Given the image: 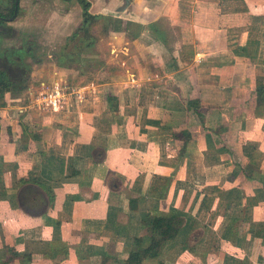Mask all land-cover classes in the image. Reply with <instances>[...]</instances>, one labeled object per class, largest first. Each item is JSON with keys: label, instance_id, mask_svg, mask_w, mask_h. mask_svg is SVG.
I'll list each match as a JSON object with an SVG mask.
<instances>
[{"label": "crops", "instance_id": "obj_1", "mask_svg": "<svg viewBox=\"0 0 264 264\" xmlns=\"http://www.w3.org/2000/svg\"><path fill=\"white\" fill-rule=\"evenodd\" d=\"M75 3L4 23L39 78L0 87V264H264V0H108L86 42ZM57 83L63 109L34 103ZM155 219L177 234L151 256Z\"/></svg>", "mask_w": 264, "mask_h": 264}, {"label": "rangeland", "instance_id": "obj_2", "mask_svg": "<svg viewBox=\"0 0 264 264\" xmlns=\"http://www.w3.org/2000/svg\"><path fill=\"white\" fill-rule=\"evenodd\" d=\"M71 1H75L77 3V4L76 3L74 4L76 7H73V8L72 7L71 8L68 7V13L71 12V16H69L70 17L69 21H70V24H71V20H72V23H73V24H71V29L69 30V33L73 34L75 32V30L81 25L82 21L84 20L83 19L84 15L82 14L83 13V5L80 2V0H70V6H73L71 4ZM86 1L88 3H90L89 10H91V8H92L93 9V13H95V11H97L99 9L101 2H102L101 5H104L102 7H104L106 9L105 11H107L106 13H108L110 11L109 4H106L107 6L105 5L106 1H108V0H106V1L105 0H86ZM78 2H79V4H78ZM78 5H80L82 8L79 7ZM61 7L62 6L60 4H57L55 7H53L52 10L47 9V11H43L42 12L43 15L41 17L44 20L42 22H45L47 19L48 20L45 23H42L41 25H45V24L49 25V23H50V24L54 25L55 27H60V25H61L60 23L65 21V17L67 15V12H66L67 9H64V8L62 9ZM78 7L82 9L81 12L78 10ZM74 8H77V9L75 10ZM10 10H12V0H0V11L3 12V13L9 14L8 12H10ZM64 14H65V17L62 18V16ZM8 18H10V17H8ZM1 22H3V23L0 24V25H2V26H0V36H2L0 38V47L2 49L7 48L9 50L10 49H17V47H15L16 46L15 43L13 44L11 41H8L9 38H11L14 35L13 32H11L9 30H6L7 27H11L10 25L8 26L7 24H4V23H8L9 20H6V19L4 20L3 19V20H1ZM91 22L94 23L93 20ZM61 40H62V36H61V33L59 32L57 34V36L55 37V40H54L57 43L54 42V47L51 48V50L56 51L55 52L56 54H58V53L60 54V48L62 47ZM106 48L109 49V47L105 45L104 49H106ZM25 49L27 50V52H29L28 50L30 49V51H31L32 46H29V47L27 46V47H25ZM1 51H0V54L2 55V56H0V68L1 69L8 71L9 73L12 74V76L14 75V76L22 77L24 73L28 76V78H27L28 80L26 82V85L28 86V88L25 91H22V94L24 93L23 96L26 97V98L29 97L27 90H29V89L33 90V88L37 90V88L34 87L33 84L35 83L34 81H36L39 78V76L37 75L38 70H36L35 73H33L31 75V79H30L29 72H28L27 69L26 70H19L16 67H14L13 66V61H10L7 58L3 57V54L1 53ZM38 53H39V55H41V51H38ZM18 54H21L24 58L27 57L26 55H24L25 51H24V53H18ZM18 54H16V55H18ZM13 55H15V53H13ZM41 57H43V55ZM46 57H47V54L45 55V58ZM103 59L105 60L104 57H103ZM34 74H36V75L33 76ZM23 96H22V100H21L22 102H24V97Z\"/></svg>", "mask_w": 264, "mask_h": 264}, {"label": "trees", "instance_id": "obj_3", "mask_svg": "<svg viewBox=\"0 0 264 264\" xmlns=\"http://www.w3.org/2000/svg\"><path fill=\"white\" fill-rule=\"evenodd\" d=\"M14 2L15 0H12V10L8 12L9 14H6L0 11V17L2 19H6V18L8 19V17L10 18L13 17ZM80 2L82 3L83 8L85 10L84 18H85L86 25L83 29H81V32L79 34L75 35V38H73V41L78 39L79 35L82 34L83 35L82 39L84 42H86L87 40L93 39L92 35H93V32L95 31V27H94L95 22L94 23L91 22L92 20L94 21V17L90 15L89 13L90 4L86 2V0H80ZM79 47L81 48L82 45H80ZM79 47L76 46V48H79ZM13 66L19 70L27 69V67L21 62L14 61ZM27 78L28 76L25 73L23 74L22 77L14 76V75L12 76L11 73L0 68V87L3 90H7L11 92L14 96H20L22 94V91H25L28 88V86L26 85V82L28 80ZM190 107L194 108L195 113H197L199 117L203 118L200 112V106L198 102H191ZM153 226H154L155 231L159 233L160 239L159 240L154 239L152 246L147 251H145L146 255H151V256H154L157 253L158 248L161 246L162 242L169 240V239H173L177 234V231L175 230L173 226L172 219H155L153 221ZM132 257L130 258V260L134 261L135 260L134 257H136V255L133 254Z\"/></svg>", "mask_w": 264, "mask_h": 264}, {"label": "built area", "instance_id": "obj_4", "mask_svg": "<svg viewBox=\"0 0 264 264\" xmlns=\"http://www.w3.org/2000/svg\"><path fill=\"white\" fill-rule=\"evenodd\" d=\"M67 86V85H66ZM60 83L54 85L52 89H46L40 92L35 98V102L38 106L44 109H51L58 111L64 108L69 93V88Z\"/></svg>", "mask_w": 264, "mask_h": 264}, {"label": "water", "instance_id": "obj_5", "mask_svg": "<svg viewBox=\"0 0 264 264\" xmlns=\"http://www.w3.org/2000/svg\"><path fill=\"white\" fill-rule=\"evenodd\" d=\"M18 3H19V0H16V10H17V7H18Z\"/></svg>", "mask_w": 264, "mask_h": 264}, {"label": "flooded vegetation", "instance_id": "obj_6", "mask_svg": "<svg viewBox=\"0 0 264 264\" xmlns=\"http://www.w3.org/2000/svg\"><path fill=\"white\" fill-rule=\"evenodd\" d=\"M16 1V0H15ZM14 15H15V13H14ZM14 15H13V17H14ZM13 17H11V18H13ZM11 18H8V19H6V20H10ZM8 30V29H7Z\"/></svg>", "mask_w": 264, "mask_h": 264}]
</instances>
